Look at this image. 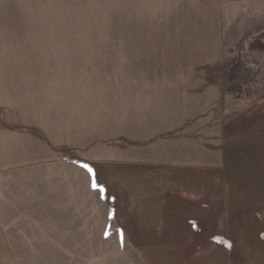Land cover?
<instances>
[{
  "label": "rangeland",
  "instance_id": "obj_1",
  "mask_svg": "<svg viewBox=\"0 0 264 264\" xmlns=\"http://www.w3.org/2000/svg\"><path fill=\"white\" fill-rule=\"evenodd\" d=\"M47 5L0 16V157L21 166L0 169V264H147L151 225L263 220L264 23Z\"/></svg>",
  "mask_w": 264,
  "mask_h": 264
},
{
  "label": "crops",
  "instance_id": "obj_2",
  "mask_svg": "<svg viewBox=\"0 0 264 264\" xmlns=\"http://www.w3.org/2000/svg\"><path fill=\"white\" fill-rule=\"evenodd\" d=\"M48 1L53 0H0V16L1 12L9 16L11 13L24 17L45 15L43 11L52 8L47 5ZM119 1L120 16L124 19L120 23L123 24L225 26L264 23V0ZM8 160L0 157V169L21 167L16 166L20 162L14 158ZM28 161L23 162L24 165L29 164ZM207 217L198 225L175 220L148 227L143 244L138 245V248L152 250V253L144 252L146 263L264 264V217L248 227L243 226L244 230L238 226V231L233 233L227 232L224 224L215 223L213 216Z\"/></svg>",
  "mask_w": 264,
  "mask_h": 264
}]
</instances>
